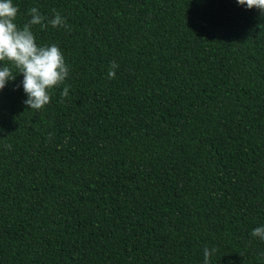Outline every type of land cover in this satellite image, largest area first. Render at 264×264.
<instances>
[{"label": "trees", "instance_id": "1", "mask_svg": "<svg viewBox=\"0 0 264 264\" xmlns=\"http://www.w3.org/2000/svg\"><path fill=\"white\" fill-rule=\"evenodd\" d=\"M13 4L19 27L32 7L65 19L31 31L69 74L39 110L22 74L0 90V264H204L205 248L209 264H264V13Z\"/></svg>", "mask_w": 264, "mask_h": 264}, {"label": "clouds", "instance_id": "2", "mask_svg": "<svg viewBox=\"0 0 264 264\" xmlns=\"http://www.w3.org/2000/svg\"><path fill=\"white\" fill-rule=\"evenodd\" d=\"M236 2L248 9L256 8L264 13V0ZM18 11L13 0H0V62H5V66L0 67V90L7 82L15 80L17 74H22L21 84L27 97L24 104L29 109L39 110L50 102V89L65 81L69 66L66 65L63 53L57 45H38L31 28L34 25L44 28L47 24L53 28H67L68 25L59 13L54 11L53 18L48 20L36 7H32L28 12L30 19L19 27L16 23ZM118 67L113 61L107 73L109 79L115 78ZM67 95L68 87L65 86L61 97ZM252 235L264 240V225L254 228ZM215 251L214 248L203 250L204 264H209V257Z\"/></svg>", "mask_w": 264, "mask_h": 264}]
</instances>
